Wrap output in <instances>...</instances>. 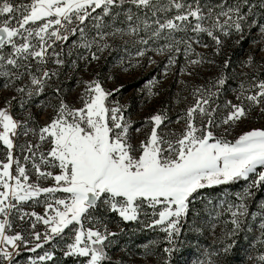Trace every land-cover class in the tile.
Masks as SVG:
<instances>
[{"label": "snow or ice", "instance_id": "obj_1", "mask_svg": "<svg viewBox=\"0 0 264 264\" xmlns=\"http://www.w3.org/2000/svg\"><path fill=\"white\" fill-rule=\"evenodd\" d=\"M254 30L264 42V0H0V264H110L109 246L124 232L108 228L117 217L161 229L171 264L181 235L204 230L197 204L212 201L203 190L240 181L236 203L221 201L231 217L226 242L200 264H222L241 233L256 252L248 260L264 264V199L257 212L248 205L264 189V125L233 135L264 119V68L248 56L252 71L237 82L224 52ZM105 52L124 70H162L146 80L149 97L170 70L198 76L216 57L222 70L193 85L175 116L169 102L137 126L132 105L117 98L123 85L105 87L115 75L76 78ZM69 73L83 86L79 103L63 88Z\"/></svg>", "mask_w": 264, "mask_h": 264}, {"label": "rangeland", "instance_id": "obj_2", "mask_svg": "<svg viewBox=\"0 0 264 264\" xmlns=\"http://www.w3.org/2000/svg\"><path fill=\"white\" fill-rule=\"evenodd\" d=\"M229 2H231V0H229ZM262 46H264V42H262V38L260 37L258 30H254L251 34L246 33V42L235 43L234 41H231L229 46L225 47L224 52L226 53V57H231L232 55L234 56V62L230 73L234 70V73L237 74V82L241 79H245L247 74L252 71V68L246 65L248 56H253L255 58L254 67H256L257 70L264 68V61L260 59L261 56H264V52L258 50ZM197 51L204 52L208 57L212 56V53L207 50L198 48ZM154 58L157 61L162 59V57L159 56ZM215 59L216 65H204L203 68L200 69V74L198 76H179L173 70H170L167 74V78L161 81L163 84V90L159 96L149 97L146 92L142 91L148 87L146 80L149 78L150 74L160 76L162 70L158 68L157 65L153 64L144 68L135 67L134 69L124 70L118 65L115 54H110L109 52L104 53V58L99 64L94 62L89 68L83 69L81 73H77L76 78L82 76L84 79H92L97 71L105 77L109 74L115 75L116 80H106L105 87L112 88L114 86L123 85V88L120 89V93L117 98L121 100V103H130L132 105L133 120L137 122V126H140L147 115L153 113L162 106L167 107L169 102L174 105L171 113L173 116H175L176 112L184 109L193 99L191 94L192 86L211 79L217 72L222 70L220 68V57H216ZM240 73H243L244 75H239ZM71 77V73L61 77L63 88L68 93L67 99L69 101L79 103V94L82 92L83 86L77 84L76 80ZM182 80L188 82L187 86L180 82ZM61 81H57V83L59 84ZM159 87L160 85L158 84L157 88ZM6 94L7 93L0 88V99H2V97ZM51 111V108H48L46 109L45 114L39 117L41 123H43V121L47 118V114ZM261 125H264V119L253 116L251 120H246L244 123L240 124L233 132V135L249 130L252 127H260ZM169 127L175 130L178 125H175L174 122L173 124H170ZM229 139H231V136ZM3 155V151H0V156ZM40 183L44 186H49L51 181L42 180ZM242 187H239L235 191H224L215 197H205L206 201L210 200L212 203H201L204 216L200 219V223L202 224L204 230L199 233L191 232L195 235L194 237H196V239L191 238L185 240V246L190 248L183 255H179L176 264H200L201 261L206 259L203 255L204 252L221 248V245L226 242L225 233L229 228H231V225L226 223L231 218L227 205L222 204L221 201L228 200L231 203H236L235 194L240 191ZM225 193H228V195L225 196ZM261 199H264V194L258 198L254 204H252L253 199L248 201L249 210L251 212H257L259 201ZM29 210H35L37 213H43L42 205H34ZM197 211H199L198 208ZM248 220L250 224H256L258 227V220L253 221L250 216L248 217ZM39 227L42 231L43 226L40 225ZM108 228L110 231L118 232L119 229H124V225L121 224L119 218L117 217L108 224ZM139 228L142 229L140 226ZM145 230H147L149 234L153 235V237L141 244V247L143 248L141 252L130 250L128 246L122 245V240L121 243H119V238L123 236V232L118 236L113 245L109 246V256L113 258H117L118 256L121 257L123 264H160L162 260L167 258V254L163 252V248L165 246V233L159 228L156 230ZM252 235L253 233H248L249 238ZM255 235H259V232H255ZM197 238L201 240H198ZM243 239L244 247H240V258L239 260H236L234 264H252V261L248 260L247 256L249 254L253 256L256 255L255 250H250L248 248V239L245 238V235ZM153 241L155 242L154 244L151 243ZM145 246H148V248L151 249L152 254H144ZM226 255L227 254L221 258L222 264L226 263Z\"/></svg>", "mask_w": 264, "mask_h": 264}, {"label": "trees", "instance_id": "obj_3", "mask_svg": "<svg viewBox=\"0 0 264 264\" xmlns=\"http://www.w3.org/2000/svg\"><path fill=\"white\" fill-rule=\"evenodd\" d=\"M234 56L232 55L230 57L231 59V66L229 68V72L232 69V64L234 62ZM244 186V182L240 181L238 183H229L227 185H221V186H214L212 188H206L205 190H203L204 193V197H215L218 194L224 192V191H228V190H232L235 191L237 190L239 187ZM264 189H257V191L254 194V199H253V203H255V201L260 198L264 193ZM197 208L199 210V212L201 213V218H203L204 214H203V207L201 205V203L197 204ZM122 225H124V234L121 238H119V243H121V240L123 241L122 245H126L130 248V250H135L136 252H141L143 250V248L141 247V244L145 243L146 241H148V239L152 238L153 235L149 234L147 230L145 229H140L139 225L136 223H131V224H124L121 223ZM195 235L193 233H189L187 231H185L181 237H180V241L181 244L178 245L177 250L175 252H173L171 254V264H176L179 255H183L190 247H186L185 245V240L187 239H191L192 237H194ZM244 234L241 233L239 236V240H238V247L233 248L231 251H229L226 255V263L225 264H234V262L236 260H239L240 256H239V250L240 247H244ZM198 239V238H197ZM201 240V239H198ZM110 249H108L109 251ZM110 257V264H123L122 262V258L121 257H117V258H113L111 256ZM168 258V256H167ZM166 258V259H167ZM164 260L161 261L160 264H164ZM67 264H72V261L69 260L67 262Z\"/></svg>", "mask_w": 264, "mask_h": 264}]
</instances>
